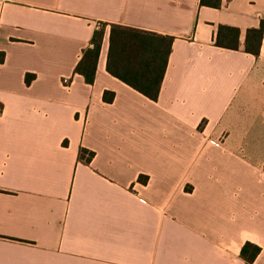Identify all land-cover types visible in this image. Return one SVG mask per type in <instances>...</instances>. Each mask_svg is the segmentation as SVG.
<instances>
[{
	"label": "crops",
	"instance_id": "crops-1",
	"mask_svg": "<svg viewBox=\"0 0 264 264\" xmlns=\"http://www.w3.org/2000/svg\"><path fill=\"white\" fill-rule=\"evenodd\" d=\"M262 20L264 0H0V264H245L246 242L264 264ZM111 23L174 37L157 100L107 71Z\"/></svg>",
	"mask_w": 264,
	"mask_h": 264
},
{
	"label": "trees",
	"instance_id": "trees-1",
	"mask_svg": "<svg viewBox=\"0 0 264 264\" xmlns=\"http://www.w3.org/2000/svg\"><path fill=\"white\" fill-rule=\"evenodd\" d=\"M200 5L218 8L221 0H200ZM106 25L101 22L100 26L94 30L90 46L83 51L82 58L75 67V71L81 74L89 84L94 81L96 63ZM109 25L107 71L147 98L157 100L174 37L121 24L111 23ZM239 33L237 27L219 25L214 43L218 47L236 50L239 48ZM263 33L264 20L258 27L248 28L244 51L257 56ZM3 57V52H0V61ZM33 78V74L27 73L26 83L29 84ZM113 96V92H110L109 97L105 92L104 99L111 102ZM93 156V151L85 148L79 150V159L85 162H90ZM139 180L146 182L144 176H139ZM260 251L261 248L258 245L246 242L241 247L240 254L245 264H252Z\"/></svg>",
	"mask_w": 264,
	"mask_h": 264
},
{
	"label": "built area",
	"instance_id": "built-area-1",
	"mask_svg": "<svg viewBox=\"0 0 264 264\" xmlns=\"http://www.w3.org/2000/svg\"><path fill=\"white\" fill-rule=\"evenodd\" d=\"M64 82H65V84H66V83H67V80L65 79V80H64ZM140 200L144 202V200H143V199H140Z\"/></svg>",
	"mask_w": 264,
	"mask_h": 264
}]
</instances>
